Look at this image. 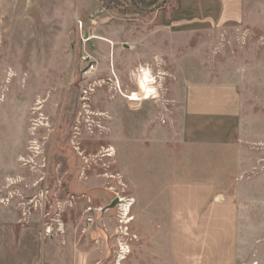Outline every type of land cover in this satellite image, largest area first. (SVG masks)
<instances>
[{
  "label": "rangeland",
  "instance_id": "374dc122",
  "mask_svg": "<svg viewBox=\"0 0 264 264\" xmlns=\"http://www.w3.org/2000/svg\"><path fill=\"white\" fill-rule=\"evenodd\" d=\"M179 1L2 0L0 264H173L169 185L207 180L264 264V0L197 28L171 25ZM198 83L237 89L225 143L184 138Z\"/></svg>",
  "mask_w": 264,
  "mask_h": 264
},
{
  "label": "crops",
  "instance_id": "0c3cea01",
  "mask_svg": "<svg viewBox=\"0 0 264 264\" xmlns=\"http://www.w3.org/2000/svg\"><path fill=\"white\" fill-rule=\"evenodd\" d=\"M244 8V0H180L171 25L197 28L239 22ZM181 104L184 138L192 144L225 143L238 125L239 96L234 85L187 84ZM163 219L173 264H240L244 257L237 205L217 194L211 180L171 183Z\"/></svg>",
  "mask_w": 264,
  "mask_h": 264
},
{
  "label": "built area",
  "instance_id": "2783aa9c",
  "mask_svg": "<svg viewBox=\"0 0 264 264\" xmlns=\"http://www.w3.org/2000/svg\"><path fill=\"white\" fill-rule=\"evenodd\" d=\"M120 201V198H118V202ZM131 204H128L127 209H123V214H124V219H119V223L123 224V228L125 232L123 233L124 235H127V225L133 220V217L129 216V209H130ZM91 211V208H88L85 212L88 213ZM88 222H91V219H87Z\"/></svg>",
  "mask_w": 264,
  "mask_h": 264
},
{
  "label": "clouds",
  "instance_id": "9594fccd",
  "mask_svg": "<svg viewBox=\"0 0 264 264\" xmlns=\"http://www.w3.org/2000/svg\"><path fill=\"white\" fill-rule=\"evenodd\" d=\"M145 77H146V79L147 80H150V77H147V73H145ZM142 87L144 86V82H142V85H141ZM146 91H154V90H152V89H145Z\"/></svg>",
  "mask_w": 264,
  "mask_h": 264
},
{
  "label": "water",
  "instance_id": "95a60500",
  "mask_svg": "<svg viewBox=\"0 0 264 264\" xmlns=\"http://www.w3.org/2000/svg\"><path fill=\"white\" fill-rule=\"evenodd\" d=\"M118 202V200H114L111 204V206H114L116 203Z\"/></svg>",
  "mask_w": 264,
  "mask_h": 264
}]
</instances>
